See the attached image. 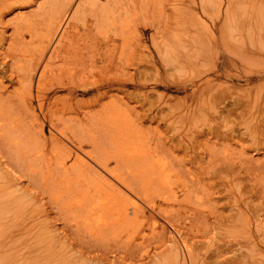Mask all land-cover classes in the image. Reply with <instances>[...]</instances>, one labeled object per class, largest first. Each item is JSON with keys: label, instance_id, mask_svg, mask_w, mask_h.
<instances>
[{"label": "bare ground", "instance_id": "6f19581e", "mask_svg": "<svg viewBox=\"0 0 264 264\" xmlns=\"http://www.w3.org/2000/svg\"><path fill=\"white\" fill-rule=\"evenodd\" d=\"M232 1L215 0L211 12L207 0H0V264H185L168 232L195 240L224 227L225 235H243L234 236L237 249L230 243L217 253L215 264H264L258 253L264 250L246 249L256 233L264 235V207L251 203L245 210L233 196L236 212L226 216L215 196L220 182L212 183L216 174L230 178L243 168L258 171L254 178L264 186V160L249 152L264 150V91L255 100L232 99L254 110L242 122L252 147L236 151L243 133L215 130L239 115V108L221 106L237 87L214 84L230 63L231 37L220 40L218 31L230 27L228 17L219 24ZM249 2L251 8L262 1ZM199 6L209 26L195 12ZM150 40L164 65L192 68L190 80L185 75L191 105L165 94L153 101L147 86L158 63ZM200 45L210 55L195 58ZM255 74L264 79V72H251L247 81ZM206 98L222 110L206 109ZM168 122L176 138L159 132ZM192 240L185 246L200 247Z\"/></svg>", "mask_w": 264, "mask_h": 264}, {"label": "rangeland", "instance_id": "374dc122", "mask_svg": "<svg viewBox=\"0 0 264 264\" xmlns=\"http://www.w3.org/2000/svg\"><path fill=\"white\" fill-rule=\"evenodd\" d=\"M214 1L215 0H207L208 3L206 2L204 7L205 8L209 7L208 9H210L211 12L215 11V6L213 7L214 4L212 5V2H214ZM233 1H234V3H233ZM233 1H232L233 5L232 4L227 5V9H228V6L230 7L228 10L226 9V6L224 7V9L226 11L222 10L223 11L222 12L223 14H221L222 15V21L219 24V27H221L223 22H225L226 18L228 17L227 20L230 21V22L228 21L230 23V27L225 29L222 33L219 30L218 33H219L220 36L217 33V37L219 36L218 38L220 40L224 36L229 37V35H230V37H231V38L229 37L230 38L229 40H231V41H229L230 50L228 51L229 53L227 52V57H229L228 60L230 61V63L228 65V67H227V72L224 71V70H221L222 71V72L220 71L221 76L218 77L214 81L215 83L214 82L213 83L216 84L215 87H219V89H224V87L227 88L228 86H230V87L232 86V87H235V88L237 87L236 89H238V90L241 89L240 91L234 89V92L232 91L233 92L232 96H234V97H231V99H227L226 100L227 102L224 101V102H222L223 104L217 103V104H221L222 108L226 106L225 109H227V111H230V110L233 109L232 111L235 112V111H237L236 108H239V110H238L239 111V115L238 116H233V117L231 116L232 118L231 117L228 118L229 120H227V122H225V124H224V122H220V121L217 122V123H220L218 127H220V125H221V127H220V129L218 127H216L218 129H215V130L216 131L217 130L218 131H222L223 130V132L225 131L229 135H231V132H232L231 136H233V135L237 136V135L243 133L244 136L242 135L243 136L242 138H243V142L244 143L240 142L239 144L235 145V150H236L237 147H238L237 150H240V148L242 149L243 146L244 147L245 146L252 147L253 146L252 144L255 142L253 137H251V135H249L250 132H248V133L246 132V131H248L246 129L247 125L246 124L245 125L242 124V122L244 121L243 120L244 118L247 119V120H245V122L251 120V115H248L247 113L251 114L252 112H250V111H252L253 109L251 107L245 106V105H248V104H244L242 106L235 107L236 105H234V104H236V103H235V101L233 102V100H234V98H238L237 96H241L242 97V95H244V94L246 95V97H251L252 100H255V94L258 91H264V79H262L263 75L255 74L254 75L255 81H252V82L247 81L248 73H251V72H264V19H263L264 16L262 15V13L264 12V10H263L264 9V4H263L264 0H258V2L259 1H262V2H259V5L258 4L253 5V6L251 5L252 6L251 8L249 6L250 5V2H249L250 0L246 1V3H244L243 0H242L243 3L241 2V0H233ZM229 3H231V0H229ZM240 4L243 5L244 7L241 6ZM206 5H208V7ZM201 7H202V5H201ZM201 7L199 6L198 10L197 11L195 10V12L201 13V14H198V15H201V17H200L201 19L200 20L202 21L203 24L209 26L211 24V19L208 18L209 17L208 15L205 14L206 16H204V14H202L203 12H202V8ZM216 12H215V14H216ZM224 17H226V18H224ZM204 20L206 21V23H205ZM190 26H191V30H192L191 35L192 36H196L199 33L198 28L196 26H193V25H190ZM250 27H252L255 30L256 34H250L249 33V32H251V30H249ZM246 28H247V30H246ZM244 30H246V32ZM241 31H243L244 33H242ZM247 31H249V32L247 33ZM228 33H229V35H228ZM241 35H244V36L241 37L242 39L243 38L244 39L242 41H239V40H241V38H240ZM220 42L222 43V41H220ZM149 44L152 45V49H153V51H155V47L153 46L154 44L152 43L151 40L149 41ZM200 46L201 47L198 48V52H200V51L201 52L199 54L196 53V54H198L199 57L195 56L196 54L195 55L193 54L194 51H192L193 53L190 52L192 54V56L194 55L195 58L196 57L200 58V55L202 53H203V57L204 56L207 57L206 56L207 54L210 55V53H211L210 51H209L210 53L207 52V54L205 55V53H206L205 50L206 49H204V47H205L204 45H200ZM222 48L223 47L221 45V48H220L221 52L223 51ZM195 51H197V48H196ZM221 52L219 54L217 52H215L219 58H216V56L214 54H211V56L214 55L213 58H215L214 59L215 61L219 60L218 61L219 63L223 62V59H224L223 58V53H221ZM154 54H155V56L157 58V63L158 64L156 66L157 68H155L154 72L153 71L152 72L154 73V76L157 79H159V80H160V78L163 79L164 83L162 84L163 86L158 87L157 86L158 85L157 81L156 82L154 81L155 77H154V80L150 79V81H149L150 83L148 84L147 89L149 91L152 89L151 92H153L155 94V96L152 98L153 101L156 103L159 100V97L165 94L166 96L164 95V97H166V100L169 99V101L171 100L173 103H182V104H187V105L190 104L191 105L192 102H193V100L191 98L193 89L191 87V83H190L189 80L191 78V75H193V74H191V69L192 68L190 69V68H186L185 67L184 68V72L182 70L183 67H180V69L182 68L181 69L182 71L180 69H178L177 67H176L177 69L175 67H172V69H171L170 66H167L166 64L164 65L165 62H164L163 59L160 60V56L157 53V51H155ZM191 58H193V57H191ZM108 64L109 63H107V65ZM110 65H111L110 69H111V67H112V69L115 67L114 64H112V63ZM101 66H103V65H101ZM205 67L206 66H203V68H201L202 69L201 71L205 70ZM166 68H167V70H166ZM186 69H188V70L190 69V70L186 71ZM158 72H159V74H158ZM187 73H190L191 75L187 74ZM156 74H158V75L161 74L162 77H161V75L157 76ZM185 75L186 76L190 75V76H188V78L190 77L189 80H188V78ZM204 75L206 76V74H204ZM238 75H240V76L238 77ZM184 77H185V79H184ZM184 81H185V83H184ZM221 83H222V85H221ZM218 84H220V85L218 86ZM149 85H150V87H149ZM226 85H228V86H226ZM151 86H153V87H151ZM232 87H231L230 90H233ZM132 90L134 91L135 89L132 88ZM235 91H238V93H235ZM54 94L55 93L52 92L51 96H53ZM57 94L58 95H66L67 92L60 91ZM157 94H159V95H157ZM90 97H92V95H90V96L89 95L88 96L80 95V96H78V99L79 100H81V99H85L86 100V99H90ZM243 99L245 101L247 100V98H243ZM210 100H211L210 98H206V103L204 104L206 106L205 107L206 109H208L209 107L214 106V105H212L213 101L212 100L210 101ZM230 100H232V101H230ZM204 102H205V100L204 101L201 100V103H204ZM217 104L215 105L217 107L214 106V109L215 108H218V109L220 108L219 110H222L220 105H217ZM204 105H201V108H202V106L204 107ZM243 106H244V108H243ZM245 107H247V109H245ZM145 109H148V106ZM154 109H156V106H154ZM202 111H203L202 109L198 110L199 116H203L204 115V114L201 113ZM240 111L244 112V115ZM245 111H246V113H245ZM253 112H254V110H253ZM263 116H264V114H263ZM234 120H236V121H234ZM233 123H234L235 127L233 126ZM235 124H237V125H235ZM239 124H241V125H239ZM248 124H249V122H248ZM165 125H167V126H165ZM227 126H229V127H227ZM151 127H153V129H155V128L159 129V125L158 124H153V126H151ZM161 127L160 128L162 130L159 129V132L160 131H162V132L165 131L167 133V132L170 131L169 132L170 134L167 133L168 137L176 138L175 136H178V134L176 135V134L173 133V132H175V130H173L174 128H171L172 126H170L169 122L167 124L163 123ZM171 130H172V132H171ZM45 133L47 135H50V127L48 125L45 127ZM173 135H175V136H173ZM177 139H179V138L177 137ZM221 142H223V141H221ZM188 150H189V152H188ZM188 150H185V151L183 150V151L186 152V153L188 152L187 154H189L191 156L195 155V154H193V152H194L193 149L189 148ZM184 152H183V154H185ZM249 152L251 154H254L256 159L264 160V150H261V151H258V152H255V151H249ZM181 156H183L182 153H181ZM241 169L242 170H241L240 173H237V174L232 173L234 175L231 174L230 178H228L226 175L218 176L216 174L215 178L212 181V183H215V184L217 182H220L219 186L216 187L217 188L216 192L218 194L215 195V196L217 197V201H218L217 204L219 205V208H223L224 209V211H225L224 214L226 216L233 215L236 212V210H233V208H232L233 201H234L235 197L239 198L242 201V203L244 204V209L245 210H247V208H248L247 206L250 207L251 203H252L251 207H253L255 204L257 205L255 207H258V206H259V208L264 207V186H263V183L259 179L254 178L255 175L258 173V171H254L253 175H252L250 172L245 171L243 168H241ZM237 176H240V178L237 177ZM220 177H222L223 179L220 178ZM225 177H226V179H225ZM231 178L233 180L232 184L234 183L233 184V191L235 193H234V195H231L229 197V193L227 195V191L229 192V190H230V187H229L230 182L229 181L231 180ZM215 180H216V182H215ZM226 180H229V181H226ZM235 182H236V185L239 184V185H237L238 186L237 191L235 190L236 187H237V186H235ZM238 189H239V191H238ZM219 194H220V196H219ZM224 194H226V195H224ZM233 196H235V197H233ZM246 200H247L248 203H246ZM247 204H249V205H247ZM252 213H253V211L249 210L248 216L249 215L252 216ZM263 213L264 212H262V214ZM252 219L256 220L257 218L254 217ZM224 230H227V229L224 227L223 230L222 229L219 230V231H222V232L216 231L217 233H215V230L201 232L200 235H197V237H195L196 241H199V240L201 241V243L199 244L200 247H198L197 249H195L194 246H191V248H189L190 246L189 247L185 246L186 245L185 244L186 241H188V243L190 245L192 243L191 240L193 238L190 237L189 235H184V236L181 235V237H180L178 234L172 233V231H171V232H168V238L169 239L173 238V240L177 241V243L181 247L180 249H181V253H182V255H183L184 259H185V264H205V263L206 264H211V262H212V264H215V263H217V261L219 262L220 259H221V258H218L217 256L221 252H223V250L227 251L229 249V247H230V243H231L232 249H234L233 246L237 249L238 246H235V245L237 244V241L240 240L242 235H243L242 234V235H236L235 236V234H232V235H234L237 238V241H236V240H234V239H236L234 236L230 237L231 236L230 233H227L228 236L225 237L227 234L225 235L224 233L227 232V231H224ZM222 237H225V238H222ZM239 237H240V239H239ZM231 239H232V241L229 242ZM242 240H243V238H242ZM246 240H247V237L245 238V241ZM252 240L250 242L247 241L248 243H246V245H247L246 249H248L250 247L252 248V246L256 245L257 249L264 250V235H259L258 233H256L255 234V238L252 239ZM224 241L228 243L227 246L223 247V246L219 245L220 243H222V245H223L225 243ZM234 242L236 244H234ZM87 247H89V246H87ZM218 249L220 250V252H218L219 251ZM217 253H218V255H217ZM258 253H259V258H262L264 260V252H262V253L258 252ZM230 255H227L226 257H229ZM254 257H256V256H254ZM216 258H218V260ZM205 261H210V263L209 262H205Z\"/></svg>", "mask_w": 264, "mask_h": 264}]
</instances>
